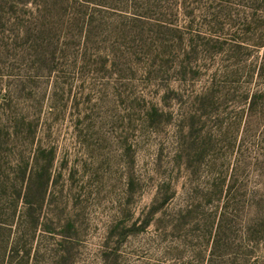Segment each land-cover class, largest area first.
<instances>
[{
    "label": "rangeland",
    "instance_id": "rangeland-1",
    "mask_svg": "<svg viewBox=\"0 0 264 264\" xmlns=\"http://www.w3.org/2000/svg\"><path fill=\"white\" fill-rule=\"evenodd\" d=\"M253 4L0 0V264H264Z\"/></svg>",
    "mask_w": 264,
    "mask_h": 264
},
{
    "label": "trees",
    "instance_id": "trees-1",
    "mask_svg": "<svg viewBox=\"0 0 264 264\" xmlns=\"http://www.w3.org/2000/svg\"><path fill=\"white\" fill-rule=\"evenodd\" d=\"M252 2H254V4L251 6V9L254 13H252V15L254 16H258L257 13L261 12L263 10L262 7V2H264V0H258V2L256 0H251ZM256 1V2H255ZM264 38V37H263ZM264 40V39H263ZM260 46L264 47V43H262ZM19 194V193H18ZM12 207L10 209V214L7 220H3L0 221V229L4 228L9 240H11V242H13V246L10 247L11 251H9L12 255V257L14 255H17L20 252L19 246L16 244L17 243V239L22 235V231L20 230V227L22 228V223H23V217L22 212L20 214V211L17 210V199H18V195L17 193H12ZM37 209H35L34 212V218H32V236L35 234V230L36 232H42V233H51L50 231H48L49 229L43 227V230H41L40 228H42V224L39 223L40 222V217H39V213H37ZM37 213V214H36ZM36 214V215H35ZM17 218V219H16ZM18 220L20 221L18 223ZM223 222H224V214L222 215L221 211L219 212V220H218V216H217V223L215 225L214 228V235H212V241H211V251H210V256H209V263L207 260L208 264H214V262H212V260L214 259V257L216 255H214V249H216L218 247V243L220 242V234L222 233V231L224 230V226H223ZM3 230V229H2ZM254 229H250L249 226L246 227V235L247 238H253L252 236H254V232H252ZM255 237V236H254ZM26 254H29V249L28 251H26ZM11 257V258H12Z\"/></svg>",
    "mask_w": 264,
    "mask_h": 264
}]
</instances>
